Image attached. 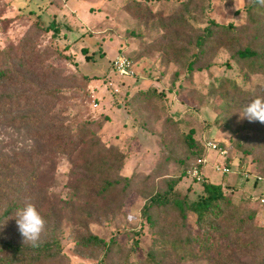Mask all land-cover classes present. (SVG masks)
<instances>
[{
    "label": "rangeland",
    "instance_id": "rangeland-1",
    "mask_svg": "<svg viewBox=\"0 0 264 264\" xmlns=\"http://www.w3.org/2000/svg\"><path fill=\"white\" fill-rule=\"evenodd\" d=\"M251 2L0 0V64L12 61L2 52H11V45L17 46L12 55H24L23 44L35 50L28 60L34 69L27 72L29 83L15 87L31 94L32 100L29 105L22 102V109L15 106L12 113L48 112L56 120V131L69 128L79 134L81 125L88 124L101 138L89 158L112 144L126 153L115 172L132 176L129 185L123 181L97 205L95 190L85 186L86 180L96 178L87 173L86 155L73 164L66 153L52 147L55 140L47 144L48 136L43 135L51 129L48 120L0 123V214L14 202L38 204L49 218L45 235L56 234L63 248L62 256L50 264L138 263L154 239L157 248L171 251L170 264H210L205 258L181 259V251L170 249L177 233L173 211L155 209L152 222L142 214L148 196L163 190L184 168L189 178L179 183L183 190L190 183L198 188L205 178L191 173L196 159L186 157L184 135L191 127L201 142L217 143L206 152L209 179L224 182L239 209L256 210L253 223L264 225V166L253 163L259 151L243 150L255 144V128L240 119L247 98L237 99L227 80H237L245 95L264 88V73L241 72L226 45L208 46L195 61L198 45L190 25L172 27L177 18V23L191 21L196 26L211 19L242 26ZM30 8L40 9L42 15ZM53 18L61 26L56 34L43 26ZM121 53L131 60L132 75L115 70L113 60ZM220 161L232 171L218 170ZM194 218L190 215L188 227L195 228ZM81 219L95 233L115 239L109 254L75 244L73 234ZM0 230L5 238L24 240L16 221L4 223Z\"/></svg>",
    "mask_w": 264,
    "mask_h": 264
},
{
    "label": "trees",
    "instance_id": "trees-1",
    "mask_svg": "<svg viewBox=\"0 0 264 264\" xmlns=\"http://www.w3.org/2000/svg\"><path fill=\"white\" fill-rule=\"evenodd\" d=\"M37 9L30 8V11L36 10L38 15H42L40 9L39 11ZM247 19V23L242 26H237L234 22L220 23L214 19L204 26H196L191 21L177 23L179 20L177 18L173 20L172 27L190 25L198 45L195 61L201 59L208 46L226 45L231 48V57L236 61L241 72L264 73V7L252 0L247 7ZM43 26L45 30H53V34L61 30V26L54 18ZM171 47L176 48L175 43H172ZM9 48L11 52L6 50L2 52L7 53L12 61L0 64V123L37 124L48 120L51 129L45 131L43 135L48 136L47 144L55 140L52 147L66 153L73 164H77V158L86 155L87 173L93 172L97 179L86 180L85 186L89 190H95L92 198L96 200L97 205L112 194V191H115L123 181H125L124 186L129 185L132 176L115 172L117 165L123 166L126 157L125 151L121 148H115L112 144L103 145L95 157L89 158L94 148L100 146L101 138L88 124L81 125L82 132L79 134L69 128L56 131V120L48 112L24 110L18 114L12 113L15 106L22 109V102L29 105L32 100L31 94L15 90V87L29 83L27 72L32 68L28 60L30 53H34L35 50L23 44L24 55L18 56L12 55L17 50V46L11 45ZM193 64L194 60H191L189 67L192 68ZM227 80L232 81L233 94L237 99L244 97L245 100L246 97L245 102L249 103L257 97L264 98V88H257L255 92L249 91L243 95L246 90L239 88L240 84L237 80L230 77ZM47 116L50 117L46 119ZM251 123L255 128L253 134L255 144L249 148H244L242 144L240 146L250 154L259 151L252 160L255 165L264 166V124L258 121ZM184 144L188 150L187 158L197 159L207 154L205 143L195 136L194 127L185 132ZM183 177L189 178L186 177L185 168L179 175L171 177L163 190L151 193L142 208L143 216L150 222L153 221V212L157 208L170 210L176 214V222L173 224L177 233L172 238L170 249L181 251V259L205 258L210 264H264V225L253 223L257 217L256 210L246 207L239 209L231 194L227 192L228 187L224 182L219 183L205 178L198 188H192L190 183L187 189L183 190L179 184L182 183ZM192 192H195V195H191ZM24 205L25 203L17 202L10 204L0 214V229L4 223L16 221L15 213ZM34 205L48 221L47 213L38 204ZM90 213L91 211L85 214V217H90ZM190 215L195 217V228L188 227ZM77 225L73 239L78 247L104 249L105 254L112 251L116 243L114 238L108 240L95 233L82 219ZM138 244L137 238L135 246ZM62 254L61 240L53 232L43 236L39 247H32L24 244V240L3 237L0 230V264H50L57 261ZM170 259L171 251L166 247L157 248L154 239L144 259L138 263L128 261V264H170Z\"/></svg>",
    "mask_w": 264,
    "mask_h": 264
},
{
    "label": "clouds",
    "instance_id": "clouds-1",
    "mask_svg": "<svg viewBox=\"0 0 264 264\" xmlns=\"http://www.w3.org/2000/svg\"><path fill=\"white\" fill-rule=\"evenodd\" d=\"M255 3L264 7V0H255ZM240 119H247L249 122H260L264 124V98L257 97L247 103L239 111ZM16 222L21 235L24 237V244L32 247H39L42 238L46 234V220L31 203L26 202L24 207L15 213Z\"/></svg>",
    "mask_w": 264,
    "mask_h": 264
},
{
    "label": "built area",
    "instance_id": "built-area-1",
    "mask_svg": "<svg viewBox=\"0 0 264 264\" xmlns=\"http://www.w3.org/2000/svg\"><path fill=\"white\" fill-rule=\"evenodd\" d=\"M113 66L116 71H118L120 74L124 76H129V75H132L133 73L132 62L128 58V56H126L125 54H122V53L118 54L113 60ZM205 146L208 149H211V148L216 149L217 143L213 140H208L205 143ZM221 151L225 153L226 149L221 148ZM206 161H207L206 156L198 157L196 159V165L191 170V173L195 175L196 178L200 179L203 177V172H202V169H200V167H202L201 164H204ZM215 166L218 170L222 171L223 173H228L232 171V168L225 161L217 162ZM245 176H248V173H245ZM258 177L262 178L261 176H258ZM261 200L264 202V197H262Z\"/></svg>",
    "mask_w": 264,
    "mask_h": 264
},
{
    "label": "crops",
    "instance_id": "crops-1",
    "mask_svg": "<svg viewBox=\"0 0 264 264\" xmlns=\"http://www.w3.org/2000/svg\"><path fill=\"white\" fill-rule=\"evenodd\" d=\"M207 157V159H209V153H208V155L206 156ZM207 168V163H205L204 165H203V167H202V172H203V176L205 177V178H208L209 179V177L207 176V173H206V169ZM239 171L240 170H237L236 172L239 174ZM204 178V179H205ZM203 179V180H204ZM238 182H239V179H238ZM200 184V183H199ZM199 186V185H198Z\"/></svg>",
    "mask_w": 264,
    "mask_h": 264
}]
</instances>
